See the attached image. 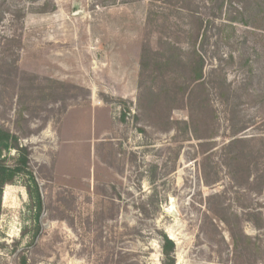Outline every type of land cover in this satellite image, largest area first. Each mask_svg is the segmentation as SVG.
<instances>
[{
  "label": "rangeland",
  "instance_id": "374dc122",
  "mask_svg": "<svg viewBox=\"0 0 264 264\" xmlns=\"http://www.w3.org/2000/svg\"><path fill=\"white\" fill-rule=\"evenodd\" d=\"M219 3L0 0V126L44 203L37 235L28 177L4 187L0 264H163L161 231L176 264H264V0ZM195 51L207 100L181 63ZM241 127L257 166L237 184Z\"/></svg>",
  "mask_w": 264,
  "mask_h": 264
},
{
  "label": "trees",
  "instance_id": "16d2710c",
  "mask_svg": "<svg viewBox=\"0 0 264 264\" xmlns=\"http://www.w3.org/2000/svg\"><path fill=\"white\" fill-rule=\"evenodd\" d=\"M217 1H220L218 8L219 10H221L225 2L229 1L231 3H236V2L248 3L249 0H217ZM242 15L244 16V13H242ZM230 22L231 23L229 24H232V22L235 21L232 20ZM230 28L233 29L234 27H230ZM204 39L205 38L203 37L202 40ZM151 52L152 50L149 46L144 47L143 58H142L143 66L146 64L148 60V56L150 55ZM181 63L187 72V76L190 82H193L194 84L197 85H201L202 96L207 100L208 97L210 96V91L212 88L209 86V82L207 81L205 57L202 55V53L200 54L199 52L195 51L193 55H190L187 61H181ZM215 72L216 69H213L212 73ZM224 84L225 82H222L219 83L218 85H224ZM215 91L220 98H222L223 95L227 96L228 94L224 92L227 91V88L220 86L215 87ZM245 130H246L245 127H241L239 129H233L232 134L230 136L231 141L228 143L225 149L227 151H230L229 153H231V157L229 158V163H227L229 176L233 181L237 182V184L240 180H244V179L249 180L253 172L252 170L253 166L255 168L257 166V158L253 155L254 152L252 151L251 153H246V151H244L246 141L242 138H238V135ZM261 141L264 144V138L261 139ZM237 147H243V150L240 149L236 150ZM4 150H15L17 152L18 159L15 165L13 166L7 165L6 160L4 158L2 159L1 154ZM244 152L247 154V156L249 154V156L247 158L248 161L245 160L243 165L240 162H242V160L244 159ZM20 176H26L28 177L29 180V184H27L25 187L33 201V206H34L33 208L37 212V218H38L37 235H38L40 228L39 220L44 209V203L40 193L39 185L30 168V152L27 147H22L19 144V138L17 136L13 135L9 130L4 129L3 127L0 126V215H1L2 196H3L4 187L6 185L13 184L15 179ZM255 179L257 180L258 178L255 177ZM261 183H263V180H261ZM213 212H215V214H217V216L220 217L221 220H223L230 227L231 231H234L235 227L232 223L230 224L228 221L222 219L218 211L213 210ZM160 237H161L163 264H176L175 242L171 240L170 237L162 231ZM24 264H27L26 261L24 262Z\"/></svg>",
  "mask_w": 264,
  "mask_h": 264
},
{
  "label": "water",
  "instance_id": "95a60500",
  "mask_svg": "<svg viewBox=\"0 0 264 264\" xmlns=\"http://www.w3.org/2000/svg\"><path fill=\"white\" fill-rule=\"evenodd\" d=\"M169 210H170V212L173 214V216H175V217H179V215H178V213H177L175 207H171ZM170 239H171V238H170ZM171 240H173V239H171Z\"/></svg>",
  "mask_w": 264,
  "mask_h": 264
},
{
  "label": "bare ground",
  "instance_id": "6f19581e",
  "mask_svg": "<svg viewBox=\"0 0 264 264\" xmlns=\"http://www.w3.org/2000/svg\"><path fill=\"white\" fill-rule=\"evenodd\" d=\"M174 207V206H173ZM176 219V218H175ZM170 237L173 239L174 235L172 234V232H170Z\"/></svg>",
  "mask_w": 264,
  "mask_h": 264
}]
</instances>
